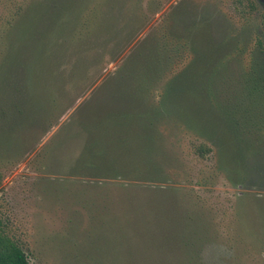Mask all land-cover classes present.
<instances>
[{
	"label": "rangeland",
	"instance_id": "374dc122",
	"mask_svg": "<svg viewBox=\"0 0 264 264\" xmlns=\"http://www.w3.org/2000/svg\"><path fill=\"white\" fill-rule=\"evenodd\" d=\"M14 4L28 24L0 44V218L30 263L264 264V0H0V18ZM94 7L111 38L63 49ZM159 28L185 45L173 38L151 100L177 96L147 131L121 126L120 174L95 172L99 138L111 156L126 149L106 110H137L126 73ZM22 53L52 70L8 77Z\"/></svg>",
	"mask_w": 264,
	"mask_h": 264
},
{
	"label": "trees",
	"instance_id": "16d2710c",
	"mask_svg": "<svg viewBox=\"0 0 264 264\" xmlns=\"http://www.w3.org/2000/svg\"><path fill=\"white\" fill-rule=\"evenodd\" d=\"M13 8L14 13L11 14L10 17L2 16L0 18V44H8L16 43L17 36L15 35V31L17 28L21 26L27 25V20L23 17L25 8L21 4H14ZM48 9V8H47ZM91 16L84 15L80 19H78L75 22L73 33L71 34V40L64 39L61 41V45L63 49H70L72 45H81L85 47L87 45L88 47L92 44H95L100 37L98 35L104 34L106 36H112L113 28L105 31L103 29L110 27L105 26V20L104 18H100V8L94 7L92 10H90ZM137 19V17H136ZM137 21V20H136ZM135 21V22H136ZM134 22V23H135ZM166 25V23H165ZM52 29L56 28V24L52 22L49 26ZM114 27V26H113ZM110 36V38H111ZM173 38L171 37L168 32L161 30L160 28L157 29V33L155 35V38L151 42H153L152 49L149 53V55L144 59V62L136 67L133 68V71L130 73L127 71L126 76L129 74H132V78L137 79V85L134 88V98L133 102L137 101L138 105L136 111H130L128 110L131 106H127L126 108H110L106 110L109 114V123L112 128L111 131V137L116 138V141L118 144H121L120 147H116L118 149H122V144H124L119 137L120 135H123L124 140L126 141V149L123 148V152H121L118 155L111 156L108 154V149H105V147L108 145V143L104 142L102 138H99L102 142L97 143L94 145V147L91 149L90 153L87 155L89 158L94 159L90 165L92 166L93 170L95 172H108V173H115L120 174L122 169V166L118 165L117 159L121 157V155H124V159H127L131 156H126L125 154H132V148L129 149V140H130V130L123 131L122 127H127L134 123H139L143 126L145 131L151 127V117L156 114H164L165 112V106L168 104V101H170L172 98L176 97L177 95H166L165 97V103L162 100L159 104H156V102H152L151 100L153 94L151 90L154 88L152 84L154 85L155 80L157 77H161L165 75L167 72H170V70L173 68L171 66L172 61V55L174 51V44H173ZM200 38V36L197 37V39ZM36 36H34L33 40H36ZM177 42L180 44V46H184L183 43L184 39L175 38ZM194 39L192 46L193 49L198 46V40ZM31 40H27L26 46L32 45ZM44 40L42 41V43ZM146 42V41H145ZM148 42V41H147ZM146 42V43H147ZM150 42V43H151ZM45 47V45H44ZM44 52V49L39 53L41 56L47 55V50L45 51V54H42ZM198 52V51H197ZM146 53V55L148 54ZM175 54V53H174ZM182 53L179 51L178 54L174 57V59H180ZM23 53L13 56L11 58V61L8 64V70L10 71L9 76L16 73V71L23 66L25 70H27V74L30 79L35 83L36 80L44 75V72L51 71L52 67L50 64H46L42 69H39V66L36 64L30 63L27 60V62H24ZM178 61V60H176ZM195 61V59L193 60ZM193 66H196L193 64ZM192 68V65L182 72L176 79H178V82L182 80L183 78L189 77L188 70ZM197 68H194L193 74L197 73ZM117 73H115L116 75ZM161 74V76L159 75ZM7 77V78H8ZM130 77V76H129ZM5 85V84H4ZM151 87H153L151 89ZM119 96V93H116ZM124 96V95H123ZM122 96V97H123ZM164 96H162L163 98ZM176 99V98H175ZM183 102V100H182ZM182 102L179 103V105L183 104ZM15 108V107H14ZM19 111V108H16ZM126 111V112H124ZM122 126V127H121ZM142 135L141 140L146 143V145L151 146V140H153L152 136H150V133L145 132ZM122 139V140H123ZM153 143V142H152ZM146 148V147H145ZM148 149V148H147ZM125 150V151H124ZM152 151V149H150ZM86 156V157H87ZM120 169V170H119ZM124 171V170H123ZM0 264H31L26 253L23 251V249L8 235L4 223L2 222L0 218Z\"/></svg>",
	"mask_w": 264,
	"mask_h": 264
}]
</instances>
